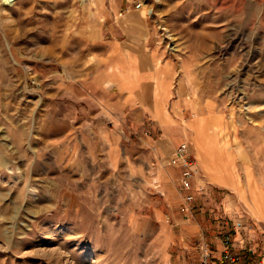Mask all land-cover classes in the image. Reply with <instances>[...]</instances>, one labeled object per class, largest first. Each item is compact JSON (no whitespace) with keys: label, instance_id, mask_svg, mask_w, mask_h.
Segmentation results:
<instances>
[{"label":"rangeland","instance_id":"obj_1","mask_svg":"<svg viewBox=\"0 0 264 264\" xmlns=\"http://www.w3.org/2000/svg\"><path fill=\"white\" fill-rule=\"evenodd\" d=\"M144 78L206 184L193 209L264 264V0H0V264H181L174 152L144 158L106 102Z\"/></svg>","mask_w":264,"mask_h":264},{"label":"crops","instance_id":"obj_2","mask_svg":"<svg viewBox=\"0 0 264 264\" xmlns=\"http://www.w3.org/2000/svg\"><path fill=\"white\" fill-rule=\"evenodd\" d=\"M151 53L152 51L149 52L150 60L152 59ZM154 53L157 54L155 51ZM151 67L152 64L147 69H143V70L139 68L138 69L140 71H144L145 73L147 72L146 74H148V72L151 71ZM173 78L171 80L172 94L174 93L172 86ZM110 86H111L110 79H106L105 87L109 88ZM88 87H90V91H89L90 101L94 105V108H96L98 114V116L97 115L96 116L100 117L102 114V117H104L102 112L105 110L104 109L105 100L99 98V95L102 93V91H104L101 86V83H99L97 79H94L92 82H90V85ZM108 93H110V96L106 102L110 103V105H108L110 109L114 107V103H116V105L121 107V109L128 108L129 112H131L129 114L128 120L130 121V126H132L134 131H130L129 129L128 130L135 135L136 137L135 144L138 145L139 147H143L145 152L142 155L144 156V158H149V160H151L150 158L151 153L146 152V149H149L148 147H150L151 149L152 145H157L158 149H160L157 154L160 153L169 154L172 150L174 152L175 148L177 147V141H178L177 139L178 135L176 133L180 131V128L176 123L166 122L164 124H161L156 118H154L151 115L150 111L152 110H154L155 116L157 117H159L160 115L164 116L167 114V112H165V109L162 108V106L154 104L155 91H154V83L151 79L149 78L141 79L139 84L133 90V95L130 97H126L127 92L125 90L118 91V90L108 89ZM171 96H169V98L167 99L166 104L168 103ZM148 101L150 102V105L146 104V102ZM108 107L107 110L109 109ZM171 108L174 109L173 107ZM110 113L112 116L111 117L112 120L114 119L118 121V123L124 129H126V127L128 126L127 119L125 122V118L118 115L117 112H114L113 110H110ZM170 114L174 119H178V116L174 114V111H172ZM157 132L159 133V138L158 137L155 138ZM180 134L179 136H181ZM162 170L163 173H161V176L165 183L166 193H168L169 191L168 188H170V184L165 181L167 179H165L163 176L166 174L167 177L168 176L167 174H169L170 175L169 178L172 183L171 186H173L174 188L175 186L176 187L179 186L180 166L178 162H174L168 168ZM185 222L186 223L184 222L183 223L188 225L181 226L183 230L178 239L179 246H181L179 248L180 256L182 258L181 264H189L187 257L190 256H191V264H195V263L201 264V261L203 259V254L200 247L203 243H207L209 245L211 251V257L216 261L220 258L224 250H230L232 252H240V250H242L245 247V243H244L245 240L242 238V235L239 232L233 234L231 245L226 246L223 243L221 237L212 234L211 231H208L209 229L207 228V225H204L205 223L203 221V215L201 213H198L196 209L192 210L190 218ZM209 227L215 228V225H209Z\"/></svg>","mask_w":264,"mask_h":264},{"label":"built area","instance_id":"obj_3","mask_svg":"<svg viewBox=\"0 0 264 264\" xmlns=\"http://www.w3.org/2000/svg\"><path fill=\"white\" fill-rule=\"evenodd\" d=\"M190 146L186 142H181L177 145L174 150V157L172 163L178 162L180 166V176H179V187L182 192V202L180 205V212L184 219H189L191 212L194 208L192 203L195 201L194 192L203 194L206 189L205 182L199 178V173L196 166V159L192 155ZM195 180H200L202 182L197 183L195 189L193 190V183ZM238 225H233L236 229ZM224 232V231H221ZM221 239L226 246H230L232 243V234L230 232L221 233ZM203 259L201 264H261V260H254L250 263L245 255L239 252H232L230 250H224L220 258L216 261L211 257L210 247L207 243H203L200 247ZM248 252H252L249 250ZM244 255V256H242Z\"/></svg>","mask_w":264,"mask_h":264},{"label":"bare ground","instance_id":"obj_4","mask_svg":"<svg viewBox=\"0 0 264 264\" xmlns=\"http://www.w3.org/2000/svg\"><path fill=\"white\" fill-rule=\"evenodd\" d=\"M233 188H234V186L233 185H231Z\"/></svg>","mask_w":264,"mask_h":264}]
</instances>
